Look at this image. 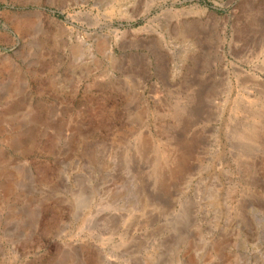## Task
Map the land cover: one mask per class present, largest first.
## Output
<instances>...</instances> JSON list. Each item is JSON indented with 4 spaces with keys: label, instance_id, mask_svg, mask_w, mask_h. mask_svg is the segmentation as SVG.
<instances>
[{
    "label": "rangeland",
    "instance_id": "rangeland-1",
    "mask_svg": "<svg viewBox=\"0 0 264 264\" xmlns=\"http://www.w3.org/2000/svg\"><path fill=\"white\" fill-rule=\"evenodd\" d=\"M0 264H264V0H0Z\"/></svg>",
    "mask_w": 264,
    "mask_h": 264
}]
</instances>
